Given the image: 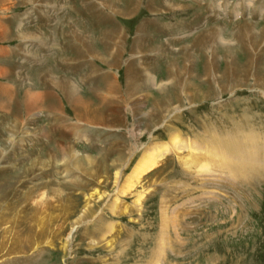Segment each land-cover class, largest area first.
<instances>
[{
    "label": "rangeland",
    "instance_id": "374dc122",
    "mask_svg": "<svg viewBox=\"0 0 264 264\" xmlns=\"http://www.w3.org/2000/svg\"><path fill=\"white\" fill-rule=\"evenodd\" d=\"M0 264H264V0H0Z\"/></svg>",
    "mask_w": 264,
    "mask_h": 264
},
{
    "label": "bare ground",
    "instance_id": "6f19581e",
    "mask_svg": "<svg viewBox=\"0 0 264 264\" xmlns=\"http://www.w3.org/2000/svg\"><path fill=\"white\" fill-rule=\"evenodd\" d=\"M67 95V94H66ZM69 95V94H68ZM78 102H81V101H77V103ZM82 103V102H81ZM79 105H81V104H79ZM79 105H77V106H79ZM81 107V106H80ZM82 107H83V105H82ZM81 107V108H82ZM83 109H85V108H83ZM222 147V146H221ZM155 149V150H154ZM149 150H152L153 151V153L151 154V153H149L148 155H145L141 160L143 161V160H145L146 162H148L149 161V163H150V165L151 164H153L152 163V161L153 160H155V155H157V152H158V148H151V147H149L148 148V151ZM246 150V149H245ZM245 150H242L241 148L240 149H238V151H239V153L242 155V157H246V156H250V155H248L249 153H247ZM148 153V152H147ZM253 157H254V155H252ZM251 157V156H250ZM252 157V158H253ZM146 158V159H145ZM247 158V157H246ZM251 158V159H252ZM152 160V161H151ZM141 163V162H140ZM249 163V162H248ZM143 164V163H142ZM252 164V163H251ZM253 165V164H252ZM139 166V165H138ZM149 167V166H148ZM140 168V167H139ZM144 168V167H143ZM241 169V168H240ZM237 170V169H236ZM139 171V170H138ZM128 180V179H127ZM83 220V218L79 221V223L78 224H80V222Z\"/></svg>",
    "mask_w": 264,
    "mask_h": 264
}]
</instances>
